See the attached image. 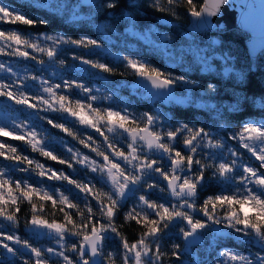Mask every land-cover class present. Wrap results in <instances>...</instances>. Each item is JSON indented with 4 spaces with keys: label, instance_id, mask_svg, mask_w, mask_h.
<instances>
[{
    "label": "snow or ice",
    "instance_id": "snow-or-ice-1",
    "mask_svg": "<svg viewBox=\"0 0 264 264\" xmlns=\"http://www.w3.org/2000/svg\"><path fill=\"white\" fill-rule=\"evenodd\" d=\"M180 3L181 0H167L166 7L160 0H154L152 7L160 12L171 11L175 16L176 12L172 9ZM185 3L187 14L193 18L196 27L211 29L219 26V18L222 13L227 12L230 0H185ZM89 7L97 10L106 7L119 11L122 8L139 6L132 3V0H97L89 4ZM112 14L114 16L115 12ZM211 17L218 19L213 21L209 19ZM126 19L131 22L133 18ZM0 22L20 23L30 27L47 23L46 20L35 21L22 13L14 12L2 3ZM104 27L101 26V30ZM41 41L45 44L42 45ZM47 42H51L52 46H46ZM60 44L77 47L101 46L98 40L87 38L75 40L45 35L33 39L19 30H0V55L31 59L40 65L45 63L44 60L31 55L28 49H31L32 53L46 55L51 61L57 56ZM7 49L11 51H6ZM73 59H79L81 63L103 72L113 71L106 64L82 56H74ZM124 59L135 75L147 80L154 89L162 92H170L178 81L188 82L184 76L172 77L144 62L127 57ZM59 63L63 65L64 61L60 60ZM202 66L210 67L207 59L202 61ZM0 71L7 72L11 69L0 64ZM230 71L233 79L242 85L246 80L244 70ZM247 71H252L251 66ZM31 79L36 81L38 77L33 75ZM40 85L48 99L42 95L28 96L22 91L17 96L7 83H0V96H6L16 104L36 111H51L61 115L66 113L75 118L79 125L94 130L103 138L102 143L106 147L101 150L96 139L88 135L86 138H80L79 143L95 153L99 159L83 155L71 147L67 149L71 156L63 159L47 148L44 141L38 138L35 129L25 131L26 125L16 124L14 127L20 131L14 132L7 126H0V137L22 141L33 152H39L47 159L66 165L74 171L72 160H75L76 164L83 165L96 174L93 177L95 183L78 181L58 169L46 168L39 161L18 151L17 147L0 141V157L18 165H27L17 167L13 171L38 175L48 181H66L69 185H74L79 193L84 194L83 197L77 195V202L74 203L58 188L46 189L38 183L29 182L28 178L13 180L8 172L0 168V217L11 224H17V214L21 211L19 204L27 201L32 216L26 226L47 229L46 234H55L61 246V251L51 247L41 250L24 241L23 247L29 249L31 255L36 257L34 264H49L44 258L45 252L49 257L55 255L60 258L63 264H117L114 257L120 259V264H159L165 253L162 252L158 241L162 234L172 227H179L186 242L196 241L200 234L213 226L222 227L229 231L218 232L219 238L235 233L259 245L260 251L264 252V121L243 123L239 130L231 135L224 136L219 132L213 135L204 127L196 128L188 123H180L175 127L166 126L159 116L148 113L137 118L127 111L96 106L97 95L82 83L64 80L62 83L53 84L49 80L40 79ZM74 88L85 94L84 99L77 98L78 94L69 95ZM209 89L216 91L215 86L211 84ZM260 99V108L264 109V96ZM30 100H35V103H29ZM244 100L247 101L248 97L245 96ZM39 105L46 107L40 108ZM238 105L239 101L232 111H239ZM47 123L73 139L79 136L71 128L55 123L53 119H47ZM229 141H236V145L229 146ZM241 148L250 153L258 163H239L238 161L244 158L239 151ZM77 157L79 159H76ZM153 177H156V181L150 183ZM206 190L212 195L201 200ZM157 192L167 198L163 201L159 196L153 199L152 196ZM137 193H141L138 198ZM34 197L42 202L50 201L54 209L59 205L57 210L63 213L64 222H49L43 218L40 214L45 213L44 203L38 207L33 203ZM129 199H135L136 202L130 210L123 213L124 221H134L143 229L139 239L132 243H129L119 230L123 225L118 226L116 223L118 213L126 207ZM9 205L13 206L11 211ZM194 213H200L203 219H197ZM74 217H79V222ZM68 237L77 239L68 244ZM114 237L121 238L122 254L105 253L106 241ZM3 239L21 243L19 238L12 235H5ZM0 247L16 255V250L7 243H0ZM173 247L175 250L171 255L179 259L180 246ZM69 251L75 255H67L66 252ZM24 264H28V260H25ZM215 264H264V254L258 252L255 256H246L236 251L223 250L219 252Z\"/></svg>",
    "mask_w": 264,
    "mask_h": 264
},
{
    "label": "trees",
    "instance_id": "trees-1",
    "mask_svg": "<svg viewBox=\"0 0 264 264\" xmlns=\"http://www.w3.org/2000/svg\"><path fill=\"white\" fill-rule=\"evenodd\" d=\"M95 2H97V0H56L54 3L46 5L44 3L34 2L33 0H0V3L9 7L14 12L22 13L35 21H47L46 24H36L31 27L20 23L10 24L0 22V29L19 30L33 39L38 34L47 33L60 34L63 37L75 40H80L85 37H89L87 39L98 40L101 46L98 47L99 52L95 55L102 61V64L108 65L113 71L103 72L99 69L94 72L97 77L99 75L107 77L109 80L108 85L114 86L118 83V86L123 87L120 89L119 93H132L133 99L131 107L137 112V118L148 113L159 116L166 126L175 127L180 123H188L190 126L196 128L204 127L213 135L219 132L224 136L231 135L232 132L238 131L243 123L264 120V109L260 108V98L264 96V49L258 53L255 62H253L247 53L245 45V40L247 38L246 32L236 28L223 32H214L212 30L198 32L190 31L188 29L190 15L187 14L185 0H181L180 5L172 9V11L176 12L175 16L172 15L171 11L160 12L153 8L152 4L154 0H132V3L139 7L122 8L119 11L109 10L106 7L100 8L99 10L90 8L89 4ZM160 2L167 7V0H160ZM200 2H202V0H200ZM197 6L199 7V3ZM113 12H115L114 16L112 14ZM127 17H132V21L129 22L126 19ZM101 26H105L104 28L114 36L111 37L113 38L112 41H110L108 37H104ZM129 27L132 28L131 31L141 34L152 32L153 30L150 27H157L160 30L164 29L168 36L165 40H168L167 42L174 50L176 57L172 58L170 61L168 54H164L157 46L146 42L140 37V34L131 35L128 29ZM193 42H195L196 48L192 47ZM202 44L205 45L206 48L204 50L199 49V51L205 54L199 56L196 54V51L198 50V46ZM106 45L108 49H105ZM87 47L82 48L84 49ZM78 52L79 50L74 47L73 53L75 56H86L82 53V50ZM125 57L128 59L129 57L142 58L145 64L163 71L165 75H171L172 77L184 76L185 80L188 82H183V84L187 86L190 85L188 91L191 96L178 91V89L182 91L185 89L181 81H178L174 87L175 91L178 93L188 96V104L181 105L174 102L166 103L155 95L154 97L149 94V97H144L134 94L127 85L138 79L133 70L127 66V60L124 59ZM8 58H10V56L0 55V63ZM37 58L43 59L44 61L47 60V56L41 53L37 55ZM226 58L229 59L226 60ZM16 59L19 62L27 61L31 64H35L33 60H24V58ZM204 59H207V63L210 67L202 66V61ZM223 66L225 67L222 68ZM249 66H251L252 69L250 73L247 71ZM54 67L63 78L69 81H74V79H78V77L90 84H92L93 81H98L99 83L102 81L101 79L95 78L93 75L94 73H91L92 75H84L71 66H66V64H56ZM241 69H243L246 74V80L242 85L233 79V74L230 71L235 70L239 72ZM35 71L38 75L43 74L44 76L48 73L45 67H36ZM7 77L8 74L6 76L4 72L0 73L1 79L5 80ZM104 82L107 83L106 80ZM210 84L215 86L216 91L213 92L209 89ZM140 89L139 86L136 87V90ZM142 90L143 89H141V91ZM245 96L248 97L247 101L244 100ZM202 101L206 102V104L202 105L200 103ZM237 101H239V111H232L233 108L237 107ZM0 103L4 107H7L5 100L1 97ZM10 109L12 110L11 107ZM17 112L29 118L35 125L39 126V118L28 116L23 110H17ZM41 112L46 114V119L42 120L43 125L41 129L46 131L49 135H54L50 143V145H52L50 150L59 158L68 159L70 157L69 153L66 152V148L60 145L59 140L70 142L73 138L59 128H54L49 125L47 123V119L49 118L53 119L55 123L64 124L66 127L77 132L79 134L78 138L73 139L76 142H79L80 138H86L88 135H92L96 139L97 145L100 146L101 150L106 147V145L102 143V138L97 137L94 132L82 128L79 123L66 113L61 115L60 113L51 111ZM229 129L231 131H229ZM0 141L17 147L18 151L23 152L25 155L32 156L46 167L52 166L55 169L65 170L69 173L68 175H71L72 178H76L78 181L81 180L80 177L82 176L84 181L96 182L93 179L95 175L92 174L90 170L86 168L82 169L73 160L72 163L75 171L67 168L66 165H61L47 159L40 155L39 152H33L31 148L22 141L13 140L11 137H0ZM83 150L90 151L86 148ZM0 161L2 165L8 169L20 167L16 162L5 160L3 157H0ZM83 170L85 171V177L83 176L84 173H81ZM13 174L18 176L16 172H13ZM18 178L19 176L17 179ZM55 183L58 185L60 184V186L70 194L73 193V189L74 192H76L74 185H69L66 181H57ZM97 186L99 187V185ZM217 194L219 193L217 192ZM158 195L160 197V194ZM208 195H212V193L206 190L205 193L202 194L201 200L206 199ZM152 198L154 199L153 196ZM76 202L77 200L74 203ZM33 203H36L38 207L41 203H44L45 213H41L40 215L49 222L53 220L57 223L64 222L63 213L57 210L60 207L59 205L54 209L50 201L42 202L35 197L33 198ZM133 203V199H129L126 207L118 213L116 220L118 226L123 225L119 230L122 235L128 239L129 243L137 240L140 232L143 230L141 226L135 224L134 221H124L123 213L130 210L133 207ZM19 207L21 211L17 214L18 223L13 225L10 224V226L11 228H15L16 232L19 233L18 236L23 251L30 252L29 249L23 247V242L27 241L29 245H36V240L33 236H30L28 232H26V223L31 219L32 212L27 201L19 204ZM81 207H83V204H81ZM12 208L13 206L9 205V211H11ZM194 215L199 219H203L201 214L194 213ZM76 218L78 217H74V219ZM216 229L214 233L215 242L212 247L207 249V246L213 242V239L203 235L204 238L199 243L192 245L188 244L189 249H179V259L171 255L175 250L173 246L177 243L179 246L184 245L186 242L180 231H175L174 233L171 231L167 239L163 241L162 250L163 253H165V255L162 256L163 262L166 264H214L213 260L218 254L219 248L224 247L239 249L245 252L248 251L250 245V247L252 246L260 251L259 245L252 244L251 242H244V240H238L232 234L228 237L219 238ZM226 231L228 232L229 230ZM260 252L264 254V252ZM3 255H0V264H24L25 260H28V264H34L35 262L33 256L29 254L22 258L13 257L12 253H7L6 257ZM57 262L63 264L58 258L49 259V264H57ZM117 264H120V262H117Z\"/></svg>",
    "mask_w": 264,
    "mask_h": 264
},
{
    "label": "rangeland",
    "instance_id": "rangeland-1",
    "mask_svg": "<svg viewBox=\"0 0 264 264\" xmlns=\"http://www.w3.org/2000/svg\"><path fill=\"white\" fill-rule=\"evenodd\" d=\"M34 2H40V3H44L46 5H50L51 3H54L56 0H33ZM63 3V2H62ZM166 20V19H164ZM168 21V20H167ZM153 31L152 32H147V33H136L135 31H131V27H129V31L131 35H135V34H140V37L142 39H144L146 42H149V44L151 45H155L157 46L161 51L164 52V54H168L170 61L172 60V58L176 57V54L174 52V50L172 49V47H170V44L167 42L168 40H165V38H167V33L166 31L160 30L157 27H150ZM2 30V29H0ZM102 33L104 35V37H108V39L110 41H112L114 37L112 36L109 31L105 28H103ZM45 35H50L53 37H60V34H47V33H41L38 34L37 36L34 37V39L36 37L39 36H45ZM110 37V38H109ZM85 38H89V37H85ZM91 40H95V39H91ZM42 45L45 44V42L41 41ZM100 44V43H99ZM46 46H52L51 42H47ZM75 49H78L79 52L80 50H82V53L85 54L86 56H82L85 59H89L92 60L94 62H98L102 64V61L95 55L99 52L98 47H94L89 45L87 48H82V47H77L75 45H71V44H60L59 47L57 48V56L55 58H53V60H49L47 57V60H45L43 65L38 64L36 61L35 64H31L27 61H23V62H19L16 58H22V57H17L14 55H8L10 56V58L6 59L4 62L0 63V64H4L7 68L11 69V71H0V73L4 72L8 77L7 79H1L4 77L0 78V83H7L10 85V88L13 92L17 93V96H19V92L22 91L24 92L26 95L28 96H35V95H42L45 97V99H48V96L46 93H43L41 85H40V79H46L49 80L51 83L55 84V83H62L64 80H67L65 78H63V76L60 75V73L56 70V68L54 67V65L56 64H60L59 61L63 60L64 64H66V66H71L72 68H74L75 70H78L80 73L84 74V75H89L91 73H94L93 75L95 76V78L101 79L102 81H100V83L98 81H93L92 84L85 82L84 80H82L80 77H78V79H74L75 82L77 83H82L84 84L86 87L91 88L93 94L97 95L98 97V101L96 102V106L105 108H112L113 110H119V111H127L128 113L134 115L135 117H137V112L135 110L132 109L131 107V102H132V93L131 94H123V93H119L120 89H122L123 87L118 86L119 84H115L114 86L112 85H108V78L104 77L103 75H99L98 77L96 76L94 71H98L99 69L97 68H92L90 65H85L83 63L80 62L79 59L74 60L73 57L75 56L73 53L74 47ZM192 47L196 48V44L195 42H193ZM206 48L205 45H200L198 46V50L196 51L197 55H201L203 56L205 53L204 52H200L199 49L204 50ZM105 49H108V46L106 45ZM6 51H11V49H7ZM28 51L30 52L31 55H35L37 57L38 54L40 53H32L31 49H28ZM78 52V53H79ZM77 57V56H76ZM81 57V56H80ZM129 59L134 60V61H139V62H145L142 58H131L129 57ZM24 60H31V59H24ZM36 67L40 68V67H45L48 71V73L44 76L43 74L38 75L37 72L35 71ZM225 66H223L222 68H224ZM226 70V69H225ZM35 75L38 77V79L36 81H33L31 79V77ZM92 75V74H91ZM5 76V75H4ZM58 76V77H57ZM107 81L104 82V81ZM69 81V80H68ZM183 87L185 89L180 90L178 89L179 92L181 93H185L189 96L190 92L188 91L190 88V85L187 86L185 84H183V82H181ZM24 85L25 87L21 88L20 86ZM127 87L134 93L137 95H142L144 97H149V94L144 92L143 90H136V87H138V80L134 81L133 83H130L127 85ZM30 88V89H28ZM19 90V91H18ZM201 92V91H200ZM72 94H78L77 98L80 99H84L85 94L83 93H79L78 89H73L72 93H69V95ZM150 96H154L151 95ZM1 98H3V100H5V104L7 105V107H4L3 105H1L0 103V126H7L9 127L12 131L14 132H19L20 129L19 128H15L14 125L16 124H21V125H26L27 127L24 129L25 131L31 130V129H35L38 132V138L42 139L45 143V145L47 146L48 149H50L52 147V145H50V143L52 142L54 135H49L46 131L42 130V120L40 119V117H46L45 113H42L41 111H36L33 110L31 108H28L25 105H21V104H16L14 101L9 100L6 96H0ZM110 97V98H108ZM155 97V96H154ZM29 103H35V100H30ZM202 105L206 104V102L202 101L200 102ZM10 107L12 108V110L10 109ZM38 107L43 108L46 107L45 105H39ZM17 110H23L28 116H35L37 118H39V126L35 125L29 118H26L23 115L18 114ZM71 117V116H70ZM49 118V117H48ZM73 120H75V118L71 117ZM50 119V118H49ZM264 121V120H262ZM262 121H249V122H262ZM78 123V122H77ZM247 123V122H246ZM81 126V125H80ZM82 128H84L85 130L94 132V130H92L91 128H86L84 126H81ZM97 135V137H100L97 133H95ZM107 135H111L109 133H106ZM220 138V137H218ZM103 139V138H102ZM60 145L64 146V148H66V150L71 147L73 150L76 151H80L83 155H88L89 157L93 158V159H99L98 157H96L95 153H91L90 151H84V147L83 145H81L79 142H76L75 140H70V142H67L65 140H59ZM236 145V141H230L229 142V146H235ZM87 149V148H86ZM89 150V149H88ZM239 151L243 154L244 158L239 160V163H248L251 162L253 165H256L258 162L255 160L254 157H251L250 153H247L246 150L244 149H239ZM68 152V151H66ZM69 153V152H68ZM69 155L71 156V153H69ZM31 159L38 161L37 159L33 158L32 156L28 155ZM251 157V158H248ZM76 159H79V157H77ZM75 162V160H73ZM42 164V163H41ZM44 165V164H43ZM82 169H85V167L83 165L78 164ZM27 165H20V167H24ZM46 167V166H45ZM0 168H3L6 172H8L13 180H16L17 177L19 176L18 179L21 178H28L29 182L32 183H38L41 186L45 187L46 189L51 188V189H59L60 191L64 192L65 195L69 196V199H72L73 202L76 201L75 197L77 195H79V197H83L84 194L81 193L79 194V190L75 188L76 192H74L73 189V193L70 194L69 192H67L63 187L60 186V184H56L55 180L53 181H48L46 178H41L38 175H29L27 173H21L19 171H13V169L17 168L14 167L12 169H8L5 166L2 165L1 161H0ZM46 168H52L53 170H57L55 168H53L52 166L50 167H46ZM61 172H64L66 175H68L69 173H67L65 170L63 169H58ZM13 172H16L18 174V176H15L13 174ZM81 173H84V177L85 175V171L83 170ZM93 174V173H92ZM88 175V174H87ZM96 175V174H94ZM70 177H72L70 175ZM81 180L84 181V178L81 176L80 177ZM76 179V178H75ZM77 180V179H76ZM86 180V179H85ZM156 181V177H153L149 182L153 183ZM161 183H163V181H161ZM141 193H137L136 196L138 198V196ZM158 194L160 193H155L153 195L154 199L159 196ZM161 201L165 200L167 197L164 194H160ZM134 203L136 202L135 199H133ZM95 203V202H94ZM133 203V204H134ZM197 218V217H196ZM199 219V218H197ZM77 222H79V217L76 218ZM10 222L4 220L2 217H0V243H7L10 247H12L13 249L16 250V255H13V257H17V258H22L25 255H31L30 252H25L23 251L21 244H16L13 241H9V240H4L3 236L5 235H12L14 237L19 238L18 234L16 232L15 228H11L10 226ZM13 225V224H11ZM179 227H172L168 230H166L161 238L159 239L158 243L160 245V248L162 250V246H163V241L167 239V236L169 235V233L171 231H173V233L175 231H180L178 229ZM221 229H223L222 227H220ZM215 229L216 227L213 226V228L211 229H207L203 232V235L208 237V238H212L213 242H211L209 244V246H207V249H209V247H212L214 245L215 242ZM227 230V229H226ZM26 232H28V234L30 236H33V238L36 240V245L32 246L35 248H39L41 250H46L47 248L51 247L56 249L57 251H61V246L60 244L57 242V238L55 237V234L53 235H47V230L44 233H41L40 231H38L37 228H32V227H26ZM236 239L238 240H244V242H251L248 238L242 237V236H238L235 233L232 234ZM114 236V234H113ZM76 237H68L67 239V243L71 244L72 241L76 240ZM120 237H114L109 239L108 241H106V247H105V253H121L123 252V249L120 247ZM139 239V238H138ZM20 240V239H19ZM135 242V241H134ZM252 243V242H251ZM254 244V243H252ZM178 245V243L176 244ZM183 248V249H182ZM180 249L184 250V249H189V245L187 243H185L184 245H180ZM223 250H231V251H236L239 252L243 255H252L255 256L258 252L259 254H261L260 251L256 250L254 247H248V251H242V250H237L234 248H229V247H224V248H219L218 254L220 251ZM163 252V250H162ZM7 250L4 249L3 247H0V255H3L4 257H6L7 254ZM67 255L69 256H74L75 254L72 252H66ZM218 254L216 255V257L214 258L213 262L215 264V261L218 257ZM32 256V255H31ZM45 259H47L49 261L50 258H58L55 255L52 256H48V254L45 252ZM117 259V262H120V259L118 257H114ZM33 259L35 261L36 257L33 256ZM60 259V258H58ZM62 261V260H60ZM63 263V262H62ZM159 264H166L165 262H163L162 257L161 260L159 262Z\"/></svg>",
    "mask_w": 264,
    "mask_h": 264
},
{
    "label": "water",
    "instance_id": "water-1",
    "mask_svg": "<svg viewBox=\"0 0 264 264\" xmlns=\"http://www.w3.org/2000/svg\"><path fill=\"white\" fill-rule=\"evenodd\" d=\"M213 21L217 20V17L209 18ZM220 24L218 27L211 29L197 28L195 21L190 16V24L188 29L192 32H198L203 30H212L214 32H223L229 29H240L247 33L245 45L247 53L251 60L255 62L256 57L260 51L264 49V0H230L227 6V12L222 13ZM138 86L146 91L148 94L160 97L164 102L168 103L173 101L177 104H188V96L182 95L175 91V87L170 89V92L165 93L160 90L154 89L151 84L137 76ZM200 214V213H195ZM41 233H44L47 229H38ZM216 232H227L224 229H216ZM204 238L203 233L199 235L196 241L186 242L189 245L197 244Z\"/></svg>",
    "mask_w": 264,
    "mask_h": 264
},
{
    "label": "flooded vegetation",
    "instance_id": "flooded-vegetation-1",
    "mask_svg": "<svg viewBox=\"0 0 264 264\" xmlns=\"http://www.w3.org/2000/svg\"><path fill=\"white\" fill-rule=\"evenodd\" d=\"M170 102H173V101H170ZM170 102H168V103H170ZM175 103V102H174Z\"/></svg>",
    "mask_w": 264,
    "mask_h": 264
}]
</instances>
